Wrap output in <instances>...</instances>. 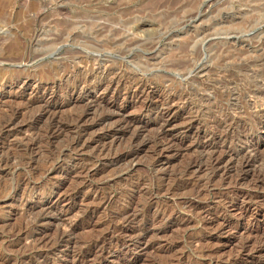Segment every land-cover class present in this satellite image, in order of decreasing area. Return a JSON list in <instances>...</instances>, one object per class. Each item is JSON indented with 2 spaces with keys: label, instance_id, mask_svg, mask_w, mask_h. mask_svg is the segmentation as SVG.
Listing matches in <instances>:
<instances>
[{
  "label": "rangeland",
  "instance_id": "1",
  "mask_svg": "<svg viewBox=\"0 0 264 264\" xmlns=\"http://www.w3.org/2000/svg\"><path fill=\"white\" fill-rule=\"evenodd\" d=\"M9 1L11 22L0 14L5 45L24 51L30 45L40 56L26 64H0V264H264V185L254 186L264 168V135L255 140L259 161L241 169L225 145L205 152L199 147L204 127L180 102L173 101L161 118L154 109L165 97L162 79L181 76L167 71L172 61L198 51L199 63L206 66L225 49L252 53L231 39L254 45L264 38V0H198L204 2L198 8L203 15L188 27L182 19L194 6L189 0H98L89 6L104 13L92 19L96 24L151 35L158 43L121 56L109 53L121 60V70L145 78L155 89H104L102 82L98 90L72 95L61 90L70 83L48 72L56 58L88 51L74 43L46 48V40L71 19L88 20L86 13L76 0H69L65 12L53 0ZM36 12L47 18L29 20ZM253 14L260 18L250 21ZM140 20L150 23L134 30ZM204 27L208 31L202 36ZM71 32L88 30L82 24ZM52 81L61 86L47 89L45 83ZM39 106L46 107L41 115ZM257 108H264V101ZM51 121L60 130L54 128L47 139L44 129ZM130 148L136 154L129 155ZM6 154L15 158L4 165ZM21 158L30 165L20 164ZM193 160L201 164H190Z\"/></svg>",
  "mask_w": 264,
  "mask_h": 264
},
{
  "label": "bare ground",
  "instance_id": "2",
  "mask_svg": "<svg viewBox=\"0 0 264 264\" xmlns=\"http://www.w3.org/2000/svg\"><path fill=\"white\" fill-rule=\"evenodd\" d=\"M76 1L80 5L78 8L86 13L88 20L71 19L68 22H65V24L62 25L57 31L48 33L46 40V48H51L56 43H74L80 46V48H84L88 51L84 52L82 49H78L76 51L70 52V54L64 58H56L54 60L53 66L50 68L48 73L53 74V77H56L59 81L64 79V83H70L69 86H63L61 90H63V92L65 91L66 95H72L77 90L90 93L91 91L93 92L94 90L100 89L102 82H106L104 89L114 86V90H116L118 86L122 85L126 87L127 85H134L138 93L148 91L147 88L151 89L150 87H152V83L149 85L145 78L136 76V74L132 75L121 70V60L110 57L109 53L116 52L121 56L132 53L136 51V49H154L156 44L158 45L155 39L152 38L151 35L142 36L138 32L125 34L121 30L112 28L109 23L96 24L92 19L102 16L104 13H100V11L98 12L96 10H90L89 6L94 5V3L98 0ZM170 1L173 2L176 0ZM164 2L161 1L157 4V6L160 7L162 4H164ZM166 2L168 1L166 0ZM171 2L170 4L173 5ZM238 2H247L251 4L257 3L256 0H238ZM11 3L12 2L9 0H0V14L3 15L1 17H4L5 21H10V17L12 16L8 13L13 10L10 5ZM50 3L54 4L55 7H57L61 12H65L66 7L70 5L69 0H53V2ZM203 3L204 2H201L200 5V3L198 4V0H189L188 5L194 4V6L188 8L185 17H183V26L186 24L188 27V25L192 24L196 18L203 15L202 10L198 9ZM30 8H34V5H31ZM217 12L219 13L218 15H220L219 10H217ZM17 15V13L13 14L14 19ZM41 15L42 13L36 12L32 17L29 18V20H41L42 18H47V16L41 17ZM257 18L260 17L253 14L250 17V21L253 20L254 22ZM48 21L52 22V19ZM145 23L148 24L150 22L146 20H140L136 22L135 26H133V29L135 30L142 28L146 25ZM82 24L88 30L87 33L75 34L71 32L72 29L78 28ZM7 27H13V23L11 26ZM207 31L208 29L204 27L200 32L203 34L202 36H204ZM5 41L6 38L0 35V64L5 61L10 63L13 61L14 63L18 62L26 64L28 62L34 61L38 56V54L30 49V45L28 44L27 50L24 51V49L16 48L18 47L16 45L13 46L12 44L14 43H7L5 45ZM236 42L245 43L247 47L252 49V53L249 55H237L225 49L223 52L219 51L217 54L215 53L216 55L210 59L211 63L205 66L200 64L198 61V57L200 56L198 51H189L190 58L177 59L176 61H172L169 65L167 64V71H176L181 76L176 78L172 75V77L164 80L162 79L161 84L163 89L166 91L165 97H163L162 101L160 102L161 104L154 106V109L161 118L162 116H165L169 113L173 101L175 103L180 102L182 107L184 106L187 108V113L192 114L194 121L197 123L201 122L204 127L198 135L200 139H203L199 140V147L205 152L207 150H211V147L218 146L219 144L225 145L226 149L224 151L228 154L229 159H234L241 169H246L247 167L253 166L257 161H259V145L255 142V140L261 133L264 135V108L256 109L258 101H264V38L259 40L257 44L253 45L250 41L248 42L247 40H241V38L233 37L231 39V43ZM91 52H100L102 55H99L100 57L93 56ZM39 53L41 52L39 51ZM132 62L135 61L133 60ZM79 63H84V67H77L76 65ZM140 65L141 68H144L145 70L148 68V66L145 64ZM1 69L2 67L0 66V70ZM50 84L52 86H50ZM50 84L45 83V87H47V89H52L54 87L61 86L55 81L50 82ZM152 88L155 89V86ZM137 94L132 96L133 99L138 97ZM145 108L148 110L152 109L150 105H145ZM45 109V106L40 107V115L41 113H44ZM194 121L191 122L190 119L187 126L190 127ZM4 124H6L5 121ZM54 128L60 130V127H57V124L51 121L44 129L47 139L55 134L53 133L55 131ZM61 129L63 128L61 127ZM137 137L138 132H135L131 143H133ZM236 142L242 143L243 146L237 148L235 146ZM36 143L37 140L35 139L31 144L34 145ZM134 148H136V146ZM134 148H130L127 153L129 155L136 154V150ZM26 149L27 148H25V150ZM212 151H214V148ZM260 153H262V151H260ZM25 154L28 156L27 152H25ZM4 157L5 158L1 159V162H4V165H6L5 163L10 161V159L13 160L15 158L8 155ZM262 160V162H264V158ZM28 161L29 160H24L21 158L19 163L22 165H28ZM220 161H216V163L218 164ZM205 162L208 163V161ZM192 163L199 166V164H201V160H193L190 162V164ZM254 184L256 188L260 186L262 187L264 185L263 167L257 171L256 181Z\"/></svg>",
  "mask_w": 264,
  "mask_h": 264
}]
</instances>
